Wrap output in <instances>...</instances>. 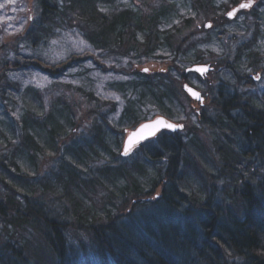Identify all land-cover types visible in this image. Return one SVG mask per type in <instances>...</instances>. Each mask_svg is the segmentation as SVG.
Segmentation results:
<instances>
[{
  "label": "trees",
  "instance_id": "16d2710c",
  "mask_svg": "<svg viewBox=\"0 0 264 264\" xmlns=\"http://www.w3.org/2000/svg\"><path fill=\"white\" fill-rule=\"evenodd\" d=\"M241 1L36 0V11H23L22 27L0 38V47L14 45L0 61V264H264V92L240 88L255 81L250 68L264 70V0L238 13L251 14L253 34L234 61L203 48L232 31L226 12ZM200 16L216 34L199 36ZM249 24L234 25V35L249 34ZM57 29L78 32L92 48L54 63L41 58L39 46ZM123 56L134 76L119 120H108L113 100L82 92L96 106L81 125L75 100L58 94L59 80L83 60L109 69V58ZM202 63L214 69L207 81L186 71ZM10 71L56 81L46 112L42 93L20 90ZM192 74L206 94L197 109L183 88ZM149 104L170 118L189 105L203 128L164 130L122 156L125 129L147 119L141 107Z\"/></svg>",
  "mask_w": 264,
  "mask_h": 264
},
{
  "label": "rangeland",
  "instance_id": "374dc122",
  "mask_svg": "<svg viewBox=\"0 0 264 264\" xmlns=\"http://www.w3.org/2000/svg\"><path fill=\"white\" fill-rule=\"evenodd\" d=\"M120 3H128V1H131L136 6L142 5V0H119ZM36 0H0V4L3 5V7H0V38H5L6 36H11L12 32H15L19 30L22 27V20H23V11L27 9H33V11H36L37 7L35 6ZM28 6H31V8ZM3 8L6 9L5 12H3ZM32 11V15H34ZM188 13H191L188 11ZM252 16L250 13H247L243 16H237L234 20H232V31L229 29L227 30L224 35H222L220 38L216 36H212L209 41H205L203 44V48L207 49L210 52H213L215 54V58H218L220 55H224L226 59L229 61H234L235 59L233 56H235V49L237 50V47L239 44L242 43L244 36H250L253 34V28L251 27ZM211 18H206L203 16L197 17L195 20V26L194 30L197 29L198 26L205 24L207 21H210ZM245 23H250V29L251 31L247 35L243 34H236L234 35V31L236 28L234 25H245ZM214 24H212L209 28H204L203 32L199 34L202 38H209L212 34H216L218 31V27H216ZM55 35L51 38L47 39L46 42H43L39 48V54L40 57L49 60L50 62L54 63L56 61L63 60L67 55H69L71 52H82V50L86 48H92L90 44L84 43L83 37L79 36L76 32L74 33H68L64 32L63 29H57L55 32ZM238 33V32H237ZM6 44L3 47H0V61H3L6 57H10L13 55V51L11 50L14 45ZM229 46L232 47V53L231 50H229ZM22 50H26V48L30 47H20ZM201 48V49H203ZM37 53V52H36ZM224 53V54H222ZM38 54V53H37ZM128 57L123 56L118 59H112L109 58L107 60V64L112 63L113 67L109 69H103L98 67L92 60L86 59L81 62V64L77 67H75L72 70H68L67 74L61 78L58 82L60 84V87L58 88V91L61 93L67 94L71 100H75L77 107H78V117L80 118L81 125H84L88 121L89 111L96 106V103L90 104L89 101H87L86 98H84L82 92H92L94 93L95 97H98V99H108L113 100L112 102L114 104V110L115 112L108 114V120L112 122H117L119 120V117L122 114L123 108H124V90L123 87L125 86V83L132 80L134 76V71L132 67H130L128 63ZM234 59V60H233ZM170 62L168 59H165ZM208 62V61H206ZM167 65V63H166ZM166 65L163 67L166 68ZM183 65V63H182ZM139 66V65H137ZM145 66L148 68L149 66L152 67V61L145 63ZM253 73V78H256L257 76L260 77V79H255L254 82L249 83V85L240 86L241 89L250 90L252 93L258 94V97H262L263 90H264V70L255 68V69H249ZM214 71V69H213ZM70 72H73L72 75H68ZM175 76L178 77L179 73L178 71H173ZM10 74L7 76L9 80L12 82H16L20 90H23V88L27 86H33V88L39 90L42 93V96L44 98V111L46 112L48 108L50 107V100L55 95V93H50L52 91V86L55 85L56 81L52 79L51 77L42 74L41 71L37 72H29V73H23V72H13L10 71ZM222 79L228 81L229 75L228 71H223L221 73ZM224 76V77H223ZM208 78H212V74H210L207 78L203 79L207 81ZM191 82L193 85H196L198 87H203L204 82H200V80L192 74L190 76ZM69 84V85H67ZM1 87H4V80L0 81V89ZM3 89V88H2ZM1 91V90H0ZM203 91V90H202ZM47 93V95H46ZM12 96H15V93H11ZM53 94V95H52ZM128 95V94H127ZM19 97H17L18 99ZM16 99V100H17ZM86 100L84 102L83 100ZM95 101L96 99L93 98ZM261 99V98H259ZM1 102V101H0ZM35 104L36 102L33 101ZM112 103L107 106L105 109V113L107 112V109L112 107ZM195 107V106H194ZM17 108V106H16ZM177 108V107H176ZM175 108V109H176ZM197 109V107H195ZM174 112H177V110H174ZM4 113V107L1 106L0 108V120H2V114ZM156 111H154L152 104L146 105L141 107V114L145 116L146 118H151ZM188 113L190 116H188ZM158 114V113H157ZM175 115L180 114L179 116H175L174 119L176 121L184 122L186 126L188 125H196L201 128H203V125H200V122L195 116L191 117L192 110L191 106H187L183 111L174 113ZM81 118H84V120ZM186 128H184L185 130ZM204 132L208 133L210 130L209 128H204ZM87 134L88 129H86ZM126 133L123 134V138L125 137ZM115 140V134H109L108 142L109 146L114 145ZM136 152V151H135ZM50 160L48 162H43L41 165V172H44L47 170V166L50 165ZM153 175V173H152ZM49 199V197H48ZM60 209V208H59Z\"/></svg>",
  "mask_w": 264,
  "mask_h": 264
},
{
  "label": "snow or ice",
  "instance_id": "6c2138e0",
  "mask_svg": "<svg viewBox=\"0 0 264 264\" xmlns=\"http://www.w3.org/2000/svg\"><path fill=\"white\" fill-rule=\"evenodd\" d=\"M11 2V0H9ZM252 6V0H247V2H242L238 8H234L231 12L228 13L229 16H233L236 14L237 11L240 9L250 8ZM0 7H3L2 4H0ZM103 10V9H102ZM209 27L211 25H208ZM145 72L148 71L147 68L144 69ZM196 71H199L203 73L204 71H207V68L204 67H198ZM256 79H260L259 76L256 77ZM187 87V86H185ZM189 93L195 96L197 99H201L200 94L198 92H195L193 89H188ZM183 125L180 124H174L171 122H168L164 120L163 118H157L155 121H150L148 123L140 125L139 129L135 132H132L128 140L125 144L124 154L127 155L130 153L133 149V147L140 143V141L155 136L157 133H159L162 129H172L175 130L177 128H182Z\"/></svg>",
  "mask_w": 264,
  "mask_h": 264
},
{
  "label": "water",
  "instance_id": "95a60500",
  "mask_svg": "<svg viewBox=\"0 0 264 264\" xmlns=\"http://www.w3.org/2000/svg\"><path fill=\"white\" fill-rule=\"evenodd\" d=\"M243 2H247V1H243ZM241 4V3H240ZM239 4V5H240ZM254 4V1L252 0V5ZM239 5H237L235 8H238L239 7ZM251 8V7H250ZM246 9V8H245ZM247 9H249V8H247ZM233 10V9H232ZM241 10V9H240ZM238 12V11H237ZM236 12V13H237ZM230 17H234V15L233 16H230ZM198 67H204V68H207V71L211 68L210 66H208V65H194L193 67H191L190 69L191 70H196ZM204 72H206V71H204ZM203 72V73H204ZM201 73V72H200ZM193 89L195 92H198V91H196V89L195 88H193L192 86H187L186 87V89L188 90V89ZM189 92V91H188ZM199 93V92H198ZM200 94V93H199ZM195 97V96H194ZM200 97H201V95H200ZM196 98V97H195ZM201 100V99H200ZM157 118H163L164 120H166V121H168L166 118H164V117H162V116H160V117H157ZM157 118H155V119H153V120H150V121H155ZM150 121H147V122H145V123H148V122H150ZM168 122H171V123H174V122H172V121H168ZM145 123H143V124H145ZM174 124H176V123H174ZM142 125V124H141ZM140 127V126H139ZM139 127L136 129V130H134V131H132V132H135V131H137L138 129H139ZM178 129H180V128H177V129H175V130H178ZM170 130H172V129H170ZM175 130H172V131H175ZM131 132V133H132ZM130 133V134H131ZM129 134V135H130ZM129 137V136H128ZM128 137L126 138V141H125V144H126V142H127V140H128ZM147 139V138H146ZM145 140V139H144ZM124 149H125V145H124ZM123 153H124V151H123Z\"/></svg>",
  "mask_w": 264,
  "mask_h": 264
},
{
  "label": "flooded vegetation",
  "instance_id": "af4514ba",
  "mask_svg": "<svg viewBox=\"0 0 264 264\" xmlns=\"http://www.w3.org/2000/svg\"><path fill=\"white\" fill-rule=\"evenodd\" d=\"M230 10H232V6H230ZM230 10H228V12H229ZM228 12H226V16H227V18H229V17H228ZM229 19H232V18H229ZM212 24H214V22H213L212 20H210L209 23H208V25H212Z\"/></svg>",
  "mask_w": 264,
  "mask_h": 264
}]
</instances>
